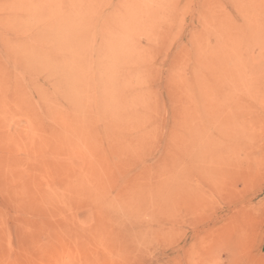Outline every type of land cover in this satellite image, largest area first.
<instances>
[{"label":"rangeland","instance_id":"rangeland-1","mask_svg":"<svg viewBox=\"0 0 264 264\" xmlns=\"http://www.w3.org/2000/svg\"><path fill=\"white\" fill-rule=\"evenodd\" d=\"M0 264H264V0H0Z\"/></svg>","mask_w":264,"mask_h":264},{"label":"bare ground","instance_id":"bare-ground-1","mask_svg":"<svg viewBox=\"0 0 264 264\" xmlns=\"http://www.w3.org/2000/svg\"><path fill=\"white\" fill-rule=\"evenodd\" d=\"M95 44V43H94ZM45 62V61H44Z\"/></svg>","mask_w":264,"mask_h":264}]
</instances>
